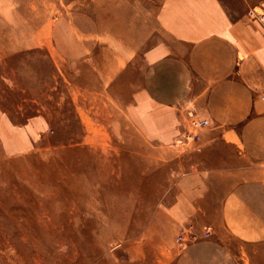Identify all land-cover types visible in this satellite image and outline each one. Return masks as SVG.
Returning <instances> with one entry per match:
<instances>
[{
	"label": "rangeland",
	"instance_id": "rangeland-1",
	"mask_svg": "<svg viewBox=\"0 0 264 264\" xmlns=\"http://www.w3.org/2000/svg\"><path fill=\"white\" fill-rule=\"evenodd\" d=\"M95 1L0 0V123H45L28 151L0 144V264H229L225 231L177 227L167 212L158 148L131 111L141 42L83 35ZM161 1L113 3L135 15L134 32ZM63 12L80 34L68 35Z\"/></svg>",
	"mask_w": 264,
	"mask_h": 264
},
{
	"label": "crops",
	"instance_id": "crops-1",
	"mask_svg": "<svg viewBox=\"0 0 264 264\" xmlns=\"http://www.w3.org/2000/svg\"><path fill=\"white\" fill-rule=\"evenodd\" d=\"M113 1H95L83 35L107 31L129 46L141 42L131 111L158 148L173 197L167 212L177 227L225 231L227 263L263 264L264 0H162L154 15L142 11L134 32L135 15ZM66 14L68 35L80 34ZM192 117L207 124L193 126ZM44 127L39 115L2 122L0 144L7 154L28 151Z\"/></svg>",
	"mask_w": 264,
	"mask_h": 264
},
{
	"label": "bare ground",
	"instance_id": "bare-ground-1",
	"mask_svg": "<svg viewBox=\"0 0 264 264\" xmlns=\"http://www.w3.org/2000/svg\"><path fill=\"white\" fill-rule=\"evenodd\" d=\"M40 2H42V1H40ZM22 8H23V7H22ZM26 10H27V9H26ZM26 12H27V11H26ZM47 12H48V11H47ZM28 13H29V12H28ZM21 14H22V13H21ZM25 14H27V13H25ZM23 15H24V14H23ZM27 15H29V14H27ZM24 16H26V15H24ZM47 16H48V13H47ZM64 17H65V16H64ZM22 18H23V17H22ZM36 18H37V16H36ZM48 18H49V17H48ZM65 18H66V17H65ZM45 19H46V18H45ZM45 19H43V20L45 21ZM37 20H38V19H37ZM37 20L34 21V22H37ZM58 20H59V19H58ZM52 21H53V20H52ZM52 21L50 20V22H52ZM98 21H99V20H98ZM117 21H118V20H117ZM34 22H33V25H34ZM94 22H95V21H94ZM38 23H39V20H38ZM47 23H49V22H47ZM62 23H63V22H62ZM65 23H66V22H65ZM65 23H64V24H65ZM115 23H116V22H115ZM119 23H121V22H119ZM119 23H118L117 27L119 26ZM102 24H104V23H102ZM6 25H8V24H6ZM25 25H26V24H25ZM60 25H61V24H60ZM99 25H100V23H99ZM120 25H121V24H120ZM107 26H109V25H108V24L105 25V27H107ZM0 27H1V26H0ZM20 27H21V26H20ZM27 27H28V26H27ZM101 27H102V26H101ZM101 27H100V28H101ZM15 28H17V27H15ZM29 28H31V27H29ZM47 28H48V27H47ZM57 28H59V27H57ZM62 28H63V27H62ZM97 28H98V27H97ZM110 28H111V27H110ZM113 28H114V27H113ZM122 28H123V27H122ZM122 28H121V29H122ZM125 28H126V27H125ZM3 29H4V28H3ZM7 29H8V28H7ZM7 29H6V30H7ZM60 29H61V28H60ZM60 29H59V30H60ZM106 29H107V28H106ZM108 29H109V28H108ZM9 30H10V27H9ZM19 30H20V29H19ZM110 30H111V29H110ZM125 30H126V29H125ZM20 31H21V30H20ZM7 32H8V30H7ZM8 33H9V32H8ZM13 33H14V32H13ZM21 33H22V32H21ZM62 33H63V32H62ZM120 33H121V32H120ZM122 33H123V32H122ZM122 33H121V34H122ZM124 33H125V32H124ZM127 33H128V32H127ZM8 35H10V34H8ZM122 35H124V34H122ZM13 36H14V35H13ZM16 36H17V35H16ZM24 36H25V35H24ZM63 36H64V35H63ZM127 36H128V34H127ZM18 37H19V36H18ZM124 37H126V36H124ZM23 38H24V37H23ZM63 38H64V37H63ZM76 38H77V37H76ZM13 39H14V38H13ZM49 39H50V36H49ZM135 39H136V38H135ZM46 40H47V39H46ZM139 40H140V39H139ZM13 42H14V40H13ZM13 42H11V43H13ZM47 43H48V42H47ZM15 45H16V44H15ZM48 45H49V44H48ZM53 46H54V45H53ZM9 47H10V46H9ZM19 47H20V46H19ZM13 48H14V46H13ZM13 48H12V49H13ZM49 48H50V47H49ZM80 63H81V62H80ZM95 68H96V67H95ZM77 70H78V69H77ZM76 72H77V71H76ZM75 154H76V153H75ZM65 162H66V161H65ZM62 163H63V162H62ZM58 165H59V164H58ZM61 165H62V164H61ZM61 165H60V166H61ZM59 168H60V167H59ZM62 168H63V167H62ZM65 168H66V166H65ZM55 171H56V170H55ZM64 171H66V170L64 169ZM78 171H79V170H78ZM53 172H54V171H53ZM53 172H52V173H53ZM79 172H80V171H79ZM66 173H67V172H66ZM68 173H69V172H68ZM58 174H59V173H58ZM58 174H57V175H58ZM71 174H72V173H71ZM53 175H54V174H53ZM65 175H66V174H65ZM49 178H50V177H49ZM35 179H36V178H35ZM54 182H55V181H54ZM54 182H53V183H54ZM38 184H39V183H38ZM56 184H57V183H56ZM60 184H61V183H60ZM41 185H42V184H41ZM54 185H55V184H54ZM34 186H35V185H34ZM56 186H58V185H56ZM84 186H85V183H84ZM38 187H39V185H38ZM77 188H78V187H77ZM55 189H57V188H55ZM64 189H65V188H64ZM81 189H82V188H81ZM81 189H80V190H81ZM38 190H39V188H38ZM40 190H41V189H40ZM53 190H54V189H53ZM54 192H55V191H54ZM88 192H89V190H88ZM91 192H92V191H91ZM57 193H58V192H57ZM82 193H83V192H82ZM82 193H81V194H82ZM66 194H67V193H66ZM57 195H58V194H57ZM57 195H56V196H57ZM75 195H76V194H75ZM79 195H80V194H79ZM82 195H83V194H82ZM92 195H93V194H92ZM41 196H42V195H41ZM48 196H49V195H48ZM73 197H74V196H73ZM85 197H86V196H85ZM92 197H93V196H92ZM40 198H41V197H40ZM48 198H50V197H48ZM55 198H56V197H55ZM78 198H81V197H78ZM50 199H51V198H50ZM68 199H69V198H68ZM51 201H52V200H51ZM71 201H73V200L71 199ZM54 202H55V201H54ZM45 204H46V203H45ZM49 204H50V203H49ZM61 204H62V203H61ZM70 204H71V203H70ZM59 206H60V205H59ZM65 207H66V206H64V208H65ZM78 207H79V206H78ZM78 207H77V208H78ZM114 207H115V206H114ZM114 207H113V208H114ZM65 209H66V208H65ZM49 210H50V209H49ZM49 210H48V211H49ZM51 210H53V208H52ZM63 210H64V209H63ZM58 211H59V210H58ZM61 211H62V210H61ZM53 213H54V212H53ZM56 213H57V212H56ZM61 213H62V212H61ZM54 214H55V213H54ZM74 214H75V213H74ZM59 218H60V217H59ZM64 220H65V219H64ZM62 221H63V220H62ZM62 221H61V222H62ZM32 234H33V233H32ZM33 235H34V234H33ZM34 236H35V235H34ZM44 236H45V235H44ZM44 236H43V237H44ZM3 237H4V236H3ZM37 238H38V236H37ZM0 256H1V255H0ZM1 257H2V256H1ZM20 257H21V256H20ZM1 259H2V258H1ZM1 262H2V261H1ZM2 264H3V263H2Z\"/></svg>",
	"mask_w": 264,
	"mask_h": 264
},
{
	"label": "built area",
	"instance_id": "built-area-1",
	"mask_svg": "<svg viewBox=\"0 0 264 264\" xmlns=\"http://www.w3.org/2000/svg\"><path fill=\"white\" fill-rule=\"evenodd\" d=\"M260 18L262 19L263 18V15L260 16ZM261 37L262 39L264 40V29L262 30V33H261ZM191 124L193 126H199V125H204V124H207V120L206 119H201V120H198L194 117L191 118ZM191 137L192 138H196L197 135L196 134H191ZM263 168H264V165H263ZM205 235H210L211 233V228L210 226H206L205 229H204V232H203ZM178 239H181V237H178Z\"/></svg>",
	"mask_w": 264,
	"mask_h": 264
}]
</instances>
